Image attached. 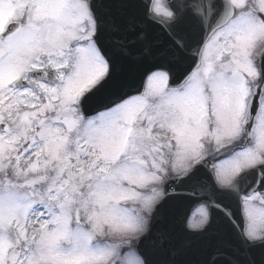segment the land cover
I'll return each instance as SVG.
<instances>
[{
    "label": "snow or ice",
    "instance_id": "6c2138e0",
    "mask_svg": "<svg viewBox=\"0 0 264 264\" xmlns=\"http://www.w3.org/2000/svg\"><path fill=\"white\" fill-rule=\"evenodd\" d=\"M0 264H264V0H0Z\"/></svg>",
    "mask_w": 264,
    "mask_h": 264
},
{
    "label": "water",
    "instance_id": "95a60500",
    "mask_svg": "<svg viewBox=\"0 0 264 264\" xmlns=\"http://www.w3.org/2000/svg\"><path fill=\"white\" fill-rule=\"evenodd\" d=\"M135 71L133 66L124 60H118V71H117V88L125 82H127L129 76ZM90 107H95V105H90ZM195 208V205H192L189 207L188 202H184L180 205L179 209H173V214H175L176 211L184 212L187 211L189 214L191 211Z\"/></svg>",
    "mask_w": 264,
    "mask_h": 264
}]
</instances>
